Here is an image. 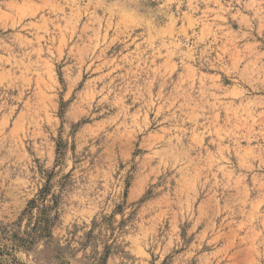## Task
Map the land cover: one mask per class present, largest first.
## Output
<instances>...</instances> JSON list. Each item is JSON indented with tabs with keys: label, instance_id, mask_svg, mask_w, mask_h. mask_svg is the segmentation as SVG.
<instances>
[{
	"label": "rangeland",
	"instance_id": "rangeland-1",
	"mask_svg": "<svg viewBox=\"0 0 264 264\" xmlns=\"http://www.w3.org/2000/svg\"><path fill=\"white\" fill-rule=\"evenodd\" d=\"M0 247L264 264V0H0Z\"/></svg>",
	"mask_w": 264,
	"mask_h": 264
},
{
	"label": "trees",
	"instance_id": "trees-1",
	"mask_svg": "<svg viewBox=\"0 0 264 264\" xmlns=\"http://www.w3.org/2000/svg\"><path fill=\"white\" fill-rule=\"evenodd\" d=\"M3 255H4V252H3V250L0 247V264H17L16 262H7L4 259Z\"/></svg>",
	"mask_w": 264,
	"mask_h": 264
}]
</instances>
